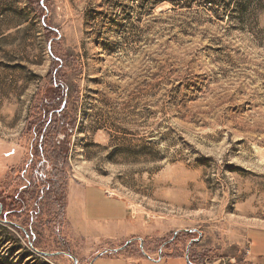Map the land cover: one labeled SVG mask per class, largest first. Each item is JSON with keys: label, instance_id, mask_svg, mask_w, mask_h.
<instances>
[{"label": "rangeland", "instance_id": "1", "mask_svg": "<svg viewBox=\"0 0 264 264\" xmlns=\"http://www.w3.org/2000/svg\"><path fill=\"white\" fill-rule=\"evenodd\" d=\"M251 1L0 0V204L32 184L44 112L70 126L65 210L0 206V264L264 262V234L249 233L251 261L246 240L264 230V11ZM90 185L126 222L67 221L70 189Z\"/></svg>", "mask_w": 264, "mask_h": 264}, {"label": "trees", "instance_id": "2", "mask_svg": "<svg viewBox=\"0 0 264 264\" xmlns=\"http://www.w3.org/2000/svg\"><path fill=\"white\" fill-rule=\"evenodd\" d=\"M252 2H253L252 4L253 6L251 5ZM263 4H264L263 0H252L249 3V6L253 7L252 12L255 13V12L264 11ZM49 100L46 99L45 101H49ZM55 100L58 99L56 98ZM56 117H59L58 112L53 113L51 116L49 111L44 112V119L47 120L49 126L46 128L44 136L41 135L42 139L35 140L36 144H34L32 147V152H31L32 154L30 156V160L27 162L25 166L27 168H32L33 171L31 178L32 184L29 185L28 190H26L25 192H21L17 195H14L13 197L6 198L7 201L10 200V204H4V202L3 204H0L2 208L8 207L9 212L13 215H16L18 213L21 214L24 213L25 209L29 207V204H34V207L32 209V214H33L32 217L35 214L36 215L41 214L43 209L47 208L45 204L47 205L53 204L54 211L61 212L65 210L66 205L64 204L62 205L58 203L63 202V198H64L63 196L59 197V193H61L62 190L60 187V182L63 179L61 167L63 166L64 161L67 158V153L66 151H64L63 148H61L58 145L57 140L62 135L63 130L67 132L70 126L68 124L66 125L65 118L59 120L56 119ZM58 123L59 124L61 123L60 127L56 126V124ZM70 125L73 126L72 123ZM53 127L54 129L52 130L51 128ZM50 129H51V133L50 132L49 133L52 134L54 137H57L56 143L52 141L50 142L49 140L48 144H46L48 140L46 139L48 134L47 132ZM35 135L37 138L38 136H40V132L36 133ZM34 161L38 162L37 165L36 163H34ZM51 215H55V213ZM0 219L7 220L2 218V215L0 216ZM10 225L16 231L21 232V229L19 226H17V224L11 223ZM26 235L28 238L29 235L25 234V236ZM30 245L31 247H33L32 243H30ZM223 261L224 260L216 259L212 261L211 264H223ZM188 262L191 263L189 260Z\"/></svg>", "mask_w": 264, "mask_h": 264}, {"label": "crops", "instance_id": "3", "mask_svg": "<svg viewBox=\"0 0 264 264\" xmlns=\"http://www.w3.org/2000/svg\"><path fill=\"white\" fill-rule=\"evenodd\" d=\"M106 193V192H105ZM128 212L126 206L116 199H112L107 193L104 195L103 190L96 185L85 187H73L70 189L68 196V204L66 208V218L71 225L75 226H103L106 225H121L126 222ZM250 232L264 234V230L251 229L246 233L247 246L250 247L248 236ZM118 236V235H117ZM120 236V235H119ZM118 237H114L118 239ZM122 234L120 237H124ZM110 239H113L112 237ZM169 254L168 256H171ZM250 261L252 259V252L249 248ZM102 258L115 259L117 262L125 261L126 264H145V262H152L158 264L163 261L162 252L159 251L157 255L154 254H131L125 255L119 253L109 255L108 252L100 254L91 264ZM257 264H264L260 262Z\"/></svg>", "mask_w": 264, "mask_h": 264}, {"label": "built area", "instance_id": "4", "mask_svg": "<svg viewBox=\"0 0 264 264\" xmlns=\"http://www.w3.org/2000/svg\"><path fill=\"white\" fill-rule=\"evenodd\" d=\"M205 264H211V263H210V260L206 261Z\"/></svg>", "mask_w": 264, "mask_h": 264}, {"label": "water", "instance_id": "5", "mask_svg": "<svg viewBox=\"0 0 264 264\" xmlns=\"http://www.w3.org/2000/svg\"><path fill=\"white\" fill-rule=\"evenodd\" d=\"M175 237H176V235H175ZM187 260H188V257H187ZM76 262V261H75Z\"/></svg>", "mask_w": 264, "mask_h": 264}]
</instances>
